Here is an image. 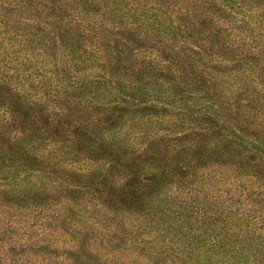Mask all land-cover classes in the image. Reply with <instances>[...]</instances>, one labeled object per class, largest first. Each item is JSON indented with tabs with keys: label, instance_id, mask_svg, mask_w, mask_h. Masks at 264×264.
<instances>
[{
	"label": "trees",
	"instance_id": "16d2710c",
	"mask_svg": "<svg viewBox=\"0 0 264 264\" xmlns=\"http://www.w3.org/2000/svg\"><path fill=\"white\" fill-rule=\"evenodd\" d=\"M260 133L264 0H0V262L264 264Z\"/></svg>",
	"mask_w": 264,
	"mask_h": 264
},
{
	"label": "rangeland",
	"instance_id": "374dc122",
	"mask_svg": "<svg viewBox=\"0 0 264 264\" xmlns=\"http://www.w3.org/2000/svg\"><path fill=\"white\" fill-rule=\"evenodd\" d=\"M253 9H252V11L254 12V13H257V11L255 10V8L254 7H252ZM261 135L262 136H264V134H259V136L261 137ZM0 197L1 198H3V196L2 195H0ZM79 218L80 219H84L85 217H83L82 215L81 216H79ZM10 236H12V234H10L9 235V237ZM10 241H16V240H14L13 238H9V239H7V243L8 242H10ZM33 250H35V252H37V255L38 256H35V258H33V260L35 261L34 262V264H41L42 263V261H43V258H45L44 256H43V253H42V251L41 250H39V249H33ZM54 251V250H53ZM56 252V251H55ZM18 253H20L19 255L20 256H22V255H24V254H26V253H22L21 251H18ZM58 254H61V253H58V252H56V255H58ZM4 255H6V253L4 254ZM18 254H16V253H13V254H11V253H9V254H7L6 256H5V260H6V262L4 263V262H0V264H11L10 262H9V257L8 256H13L15 259H20L21 257L19 256ZM56 255H54L53 256V258H51V260H48V264H55L56 263V259L58 258ZM6 257H8V258H6ZM34 257V256H33ZM84 258H89L88 256H84ZM33 262H31L30 264H32ZM74 264H76V263H74ZM96 264H103L102 262H96ZM108 264H110V263H108ZM112 264H115V263H112Z\"/></svg>",
	"mask_w": 264,
	"mask_h": 264
}]
</instances>
